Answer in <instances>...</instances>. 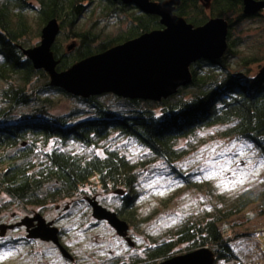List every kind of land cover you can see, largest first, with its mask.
Returning a JSON list of instances; mask_svg holds the SVG:
<instances>
[{"label":"trees","instance_id":"1","mask_svg":"<svg viewBox=\"0 0 264 264\" xmlns=\"http://www.w3.org/2000/svg\"><path fill=\"white\" fill-rule=\"evenodd\" d=\"M96 1L93 8H99L105 21L123 16L119 30L110 33L98 27L100 18L86 28L79 26ZM31 11L37 16V32L31 29ZM262 12L264 8L246 13L243 0H179L174 13L193 27L213 18L227 22L225 55L192 63L190 83L159 101L112 93L84 98L52 85L51 74L34 66L31 51L41 41L42 27L49 20L58 24L50 54L54 71L61 72L86 57L162 29L159 16L118 0H0V80L5 83L0 89V194L22 205L43 207L78 193L120 191L122 203L115 212L133 222L144 160H132L106 143L113 134L136 140L170 166L185 154L181 140L206 126H219L223 135L245 138L264 152V66L251 73L248 66L258 61L251 56L244 60L248 71L240 74L230 70L229 59L237 56L234 47L240 43L231 37L234 25ZM54 94L75 98L78 104L57 113ZM70 143L83 151L71 149ZM251 204L264 215V188L245 190L223 209L183 220L169 236L146 245L141 258L107 264H153L176 254L182 244L186 251L210 247L214 264H242L233 244L251 232H238L227 220Z\"/></svg>","mask_w":264,"mask_h":264},{"label":"rangeland","instance_id":"2","mask_svg":"<svg viewBox=\"0 0 264 264\" xmlns=\"http://www.w3.org/2000/svg\"><path fill=\"white\" fill-rule=\"evenodd\" d=\"M97 4L96 1L92 8ZM98 10L97 7L87 11L79 26L86 28L98 18V27H104L106 32L114 33L123 26V16L105 21ZM29 21L32 32H37L35 11L29 12ZM231 37L240 39L234 47L237 56L229 58L231 71L241 74L249 68L255 73L264 66V12L234 25ZM251 56L258 61L247 68L244 60ZM4 86L0 80V89ZM53 98L57 113L78 104L77 99L61 94H54ZM112 138L106 143L116 146L132 160H144L136 186L139 194L132 205L136 218L127 221L133 244H128L107 221L95 219L85 200L88 196L95 197L104 207L115 211L121 207L120 191L117 194L115 190H99L85 196L78 193L43 207L22 205L0 194V223L16 224L25 216L39 213L59 229L60 242L72 256L71 260L63 257L51 241L29 239L23 226H14L0 235V264H107L113 260L127 263L141 258L146 245L169 236L183 220L223 209L245 190L264 188V152L245 138L223 135L219 126L202 127L192 138L182 139L185 154L173 166L153 158L132 138L116 134ZM80 147L70 143L71 149L83 151ZM239 180L243 183H238ZM227 223L238 232L245 229L251 232L233 244L241 263L263 264L264 236L257 233L264 231V215L257 213L255 204L231 216ZM179 249L176 254L186 251L183 244Z\"/></svg>","mask_w":264,"mask_h":264},{"label":"water","instance_id":"3","mask_svg":"<svg viewBox=\"0 0 264 264\" xmlns=\"http://www.w3.org/2000/svg\"><path fill=\"white\" fill-rule=\"evenodd\" d=\"M118 1L134 3L144 11L159 16L163 28L86 57L65 71L55 72L50 48L59 27L55 20H49L41 29V41L32 49L31 59L36 68L51 74L52 85L76 97L112 93L127 99L159 101L190 83L192 63L201 59H221L227 51L228 25L222 18H213L201 26L193 27L174 13L179 0H163L159 3L152 0ZM243 3L245 12L250 14L264 8V0H243ZM86 201L95 219L107 221L128 244H133L128 236L129 224L126 220L104 207L95 197L88 196ZM22 225L26 228V237L51 241L63 257L72 259L60 242L59 229L39 213L25 216L16 224L0 223V235H4L8 228ZM214 263V251L203 246L153 264Z\"/></svg>","mask_w":264,"mask_h":264},{"label":"built area","instance_id":"4","mask_svg":"<svg viewBox=\"0 0 264 264\" xmlns=\"http://www.w3.org/2000/svg\"><path fill=\"white\" fill-rule=\"evenodd\" d=\"M257 236H264V231H260L257 233Z\"/></svg>","mask_w":264,"mask_h":264},{"label":"flooded vegetation","instance_id":"5","mask_svg":"<svg viewBox=\"0 0 264 264\" xmlns=\"http://www.w3.org/2000/svg\"><path fill=\"white\" fill-rule=\"evenodd\" d=\"M34 224H35V222H34ZM23 226V225H22ZM24 228H25V226H23ZM25 230H26V228H25ZM26 234H27V231H26ZM29 239H39V238H29ZM41 240V239H40ZM63 245V244H62ZM69 260H71V259H69Z\"/></svg>","mask_w":264,"mask_h":264},{"label":"snow or ice","instance_id":"6","mask_svg":"<svg viewBox=\"0 0 264 264\" xmlns=\"http://www.w3.org/2000/svg\"><path fill=\"white\" fill-rule=\"evenodd\" d=\"M238 183H243V180H239V181H237Z\"/></svg>","mask_w":264,"mask_h":264}]
</instances>
